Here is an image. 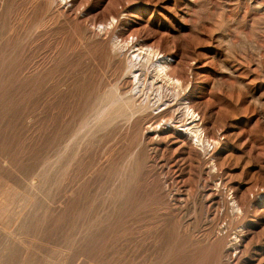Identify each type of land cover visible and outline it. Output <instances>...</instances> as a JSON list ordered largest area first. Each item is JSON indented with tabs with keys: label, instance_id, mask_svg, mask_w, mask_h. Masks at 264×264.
Here are the masks:
<instances>
[{
	"label": "rangeland",
	"instance_id": "rangeland-1",
	"mask_svg": "<svg viewBox=\"0 0 264 264\" xmlns=\"http://www.w3.org/2000/svg\"><path fill=\"white\" fill-rule=\"evenodd\" d=\"M0 264H264V0H0Z\"/></svg>",
	"mask_w": 264,
	"mask_h": 264
},
{
	"label": "bare ground",
	"instance_id": "bare-ground-1",
	"mask_svg": "<svg viewBox=\"0 0 264 264\" xmlns=\"http://www.w3.org/2000/svg\"><path fill=\"white\" fill-rule=\"evenodd\" d=\"M62 6V5H61ZM65 8H66V6H65ZM133 45V44H132ZM144 45V44H143ZM134 47H136V46H134ZM138 50V49H137ZM134 51V50H133ZM135 52V51H134ZM142 52V51H141ZM144 52V51H143ZM137 53V52H136ZM170 53V52H169ZM160 54V53H159ZM163 54V53H162ZM139 56V55H138ZM141 56V55H140ZM134 57H136V56H134ZM142 57V56H141ZM161 57V56H160ZM164 57V56H163ZM173 57V56H172ZM139 59V58H138ZM160 59V58H159ZM161 59H162V57H161ZM172 60V59H171ZM170 60V61H171ZM163 61V60H162ZM169 62V58L164 62V63H168ZM173 66H175L174 64H172ZM158 66H159V69H161L162 71H165V68L167 67L166 65H163V62H160V63H158ZM160 72V71H159ZM164 75V74H163ZM181 76V75H180ZM183 99V98H182ZM191 121V120H190ZM187 125V124H186ZM158 126V125H157ZM169 126V125H168ZM170 128V127H169ZM168 128V129H169ZM181 128V127H180ZM197 128V127H196ZM160 130V129H159ZM173 130V129H172ZM178 130H180V129H178ZM154 131V130H153ZM168 131V130H167ZM188 131V130H187ZM175 133V132H174ZM178 133V132H177ZM189 133V132H188ZM183 134V133H182ZM185 134H187V133H185ZM184 134V135H185ZM192 135V134H191ZM195 137V136H194ZM200 139V138H199Z\"/></svg>",
	"mask_w": 264,
	"mask_h": 264
}]
</instances>
